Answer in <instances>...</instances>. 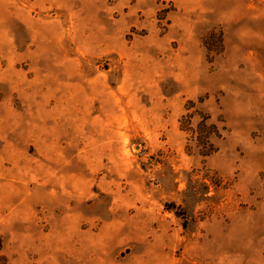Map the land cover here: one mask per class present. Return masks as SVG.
<instances>
[{"label":"rangeland","instance_id":"obj_1","mask_svg":"<svg viewBox=\"0 0 264 264\" xmlns=\"http://www.w3.org/2000/svg\"><path fill=\"white\" fill-rule=\"evenodd\" d=\"M0 264H264V0H0Z\"/></svg>","mask_w":264,"mask_h":264},{"label":"trees","instance_id":"obj_2","mask_svg":"<svg viewBox=\"0 0 264 264\" xmlns=\"http://www.w3.org/2000/svg\"><path fill=\"white\" fill-rule=\"evenodd\" d=\"M193 116L194 115H187L182 118V124L186 129L191 128L190 125L192 123ZM191 131L194 134L195 143L197 144L201 154L210 155L215 151L211 139L212 137H219L220 134L218 128L214 124L208 123V118H203L199 122L197 129H191Z\"/></svg>","mask_w":264,"mask_h":264}]
</instances>
